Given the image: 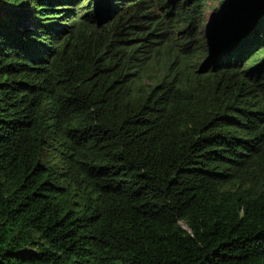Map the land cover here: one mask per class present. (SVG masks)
<instances>
[{
  "label": "trees",
  "instance_id": "16d2710c",
  "mask_svg": "<svg viewBox=\"0 0 264 264\" xmlns=\"http://www.w3.org/2000/svg\"><path fill=\"white\" fill-rule=\"evenodd\" d=\"M0 0V264H264V0Z\"/></svg>",
  "mask_w": 264,
  "mask_h": 264
},
{
  "label": "rangeland",
  "instance_id": "374dc122",
  "mask_svg": "<svg viewBox=\"0 0 264 264\" xmlns=\"http://www.w3.org/2000/svg\"><path fill=\"white\" fill-rule=\"evenodd\" d=\"M221 0H210L206 7V21L209 22L215 12V10L219 7H221ZM262 57H264V48L258 52L256 55H254L250 60L246 62L245 67H249L251 65H254L257 63Z\"/></svg>",
  "mask_w": 264,
  "mask_h": 264
}]
</instances>
